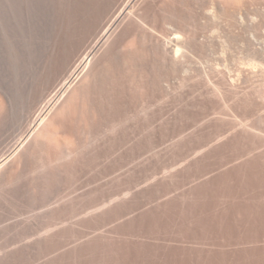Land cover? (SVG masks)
Instances as JSON below:
<instances>
[{
    "label": "rangeland",
    "instance_id": "rangeland-1",
    "mask_svg": "<svg viewBox=\"0 0 264 264\" xmlns=\"http://www.w3.org/2000/svg\"><path fill=\"white\" fill-rule=\"evenodd\" d=\"M247 154L264 0H0V264H241L264 243H225L194 207L222 209L197 193ZM154 210L179 216L149 233Z\"/></svg>",
    "mask_w": 264,
    "mask_h": 264
},
{
    "label": "bare ground",
    "instance_id": "bare-ground-1",
    "mask_svg": "<svg viewBox=\"0 0 264 264\" xmlns=\"http://www.w3.org/2000/svg\"><path fill=\"white\" fill-rule=\"evenodd\" d=\"M109 30L110 29H108L105 32L104 36L108 34ZM102 39L99 40L98 43H100ZM88 58L89 57L86 56L85 58L80 60L74 71L71 70L72 73H70L69 75L67 74L68 76L63 79L60 85V89L57 92L58 94L56 93L57 96L52 101V103H54L57 100L55 103L56 105L59 100L58 97L61 94L63 96L67 92V90H69L73 82V79L77 78L78 75L84 69L87 68V65L89 64V62L87 61ZM52 103L45 104V106L40 108V110L38 111L37 117L32 123L33 124L32 129L36 127L33 133L35 132L39 133L38 127L45 122L46 117L51 112L52 108L49 111L48 109L49 107H51ZM47 111L48 113H46ZM38 136L42 138L44 137V134L42 135L41 133ZM247 155H249L247 157L248 158L247 160H244L239 163L230 162L231 165L228 163L230 165L229 169L225 170L218 176L210 179L208 181L209 183L208 187L205 189V187L203 186L204 191L201 192V194L197 193V196H200L202 198H206L214 201H217L218 199H224L226 201V204H223L224 207L220 209L218 212L214 210H206L205 207L203 206L194 207L195 210L204 213L205 216L202 223L198 224L197 227L211 232L216 238L218 237L219 238L221 237L223 239L225 238V240L228 241L225 242L224 240L225 243H230V244L231 243L261 244V242L264 243V154H256V155L247 154ZM190 166H192V164ZM183 183L185 184V182ZM173 204L174 203L171 202L168 203L166 206L174 207ZM149 212L151 213L146 215H144L145 213H143V215L145 216V217L143 216L145 220L147 221L148 219L151 222L150 227H148L149 233L151 232L153 233V231L159 229L162 230H165L166 228L168 229L169 225L167 222L169 220H172L176 216H179L175 214H168L166 210L160 214H158V210L157 212L156 211L155 212L149 211ZM149 233L147 234L149 235ZM131 249L129 250L131 251ZM262 254H264V248L262 247L259 249H252L249 251L240 252L238 253L239 257L236 258V261L241 264L257 263V262L264 263V258ZM242 255L245 257H241ZM175 264H186V262L183 259L181 261L180 260L177 261Z\"/></svg>",
    "mask_w": 264,
    "mask_h": 264
}]
</instances>
